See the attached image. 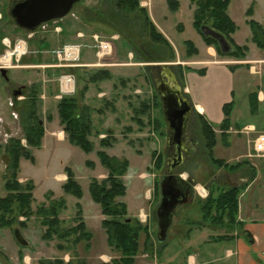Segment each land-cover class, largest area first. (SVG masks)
Masks as SVG:
<instances>
[{"label": "rangeland", "instance_id": "374dc122", "mask_svg": "<svg viewBox=\"0 0 264 264\" xmlns=\"http://www.w3.org/2000/svg\"><path fill=\"white\" fill-rule=\"evenodd\" d=\"M252 1L230 0L229 12L238 27L236 38L240 42L248 39L250 34V29L245 24V12ZM79 2L63 19L42 24L45 29L36 28L33 30V38L29 39V32L19 28L11 17L10 12L16 4L15 1L0 0L1 35L9 38L11 42L17 39L27 41L30 51L25 58L35 61L27 63H37L41 66L55 64L50 53L53 50L50 49L60 48L64 43L91 44L88 38L79 40L77 38V41L72 39L75 32H82L84 35L97 33L104 37H117V41H113L114 55L108 62H105L106 66L72 71L76 80V95L78 92H83L84 87H87L84 99L80 103L91 109L92 134L89 136V140L94 144V151L85 154L79 148L69 145L66 143L65 134L63 135L65 142L61 136L60 142L56 141L57 137L54 133L59 130L55 128L56 130L51 131L54 132L51 137H45L44 149L37 151L32 148V156L36 160L34 165L25 159L21 161V169L19 166L20 173H18L19 182L24 184L33 179L35 184L32 191V214L27 217L18 215L15 206L8 214V218L12 219V224L0 227V264H25L24 253L31 256L30 259L26 258V264H102V261H107V264H114L113 262L117 261L118 264H121L119 262L120 254L107 244V236L106 244L104 243L106 233L101 228L103 216L99 206L91 200L89 194V184L92 179L100 182L107 177L108 171L102 167L96 155V151L102 150L99 140L110 131L106 132L107 126L112 129L109 135L111 136L109 137L111 146L105 149V152L109 156L126 159L128 162L127 171L121 178L126 185V194L118 201L126 204L127 216L130 219L140 221L139 215L142 213L145 220H141L140 223L148 229L147 232H141L139 235L138 254L135 256L133 264H235L234 259L220 260L221 262L216 259L220 253L221 255L225 253L224 248L231 247L232 242L228 241V238H236L240 235L245 237L239 225V218L245 217V208L257 204V216L264 217V159L253 156L252 150L253 140L261 133L257 123L259 116L250 114L248 105L238 97L236 100L238 112L234 114L233 119L237 120V125L240 128L247 124H253L257 128L255 132L246 133L244 129H237L236 126L231 128L230 126L225 131L220 130L215 118L212 119L208 114H205L204 120L192 109L194 117L187 125L185 137L182 140L189 146L190 152L188 155H181L184 162L178 166L175 173L188 184V202L177 208L172 214L164 240L158 241V221L155 211L161 201L160 184L169 170L171 157L175 158V156L172 155L174 149L169 148V132L154 81L158 79L161 68L170 67L167 63L177 62L176 54L181 63L183 61L184 63L195 62L202 58L188 57L186 46L182 43L184 40H192L200 45L199 38L201 36L192 26L194 7L192 6V9L189 6L188 11L187 3L189 1L183 0L180 15H178L169 11L165 0H153L151 4L156 11V24L154 25L152 20H149L156 31L166 40V42H157L150 37L148 21L139 12L118 10L115 0H81ZM257 2L256 15L253 19L260 21L264 14V0H257ZM164 16L166 19L162 21ZM179 23L184 28L183 32L178 27ZM56 25L63 28L64 32L56 34L50 31ZM44 44H46V48H44ZM246 45L253 46L250 42ZM0 46L2 47V49L0 47L1 53L4 46L2 43ZM207 47L215 50L217 60L224 61L223 63L227 64L228 69L234 66L243 68L244 74L251 75L254 78L252 82L256 86L260 85V77L264 74L261 64L252 60V63L244 65L242 64L244 62H236L227 56L219 55L213 46ZM43 48L49 49V54L34 53ZM255 51L259 52V49ZM253 57L257 56H251V59ZM113 61L116 64L121 62L124 66H113ZM96 62L98 59L95 57L94 49L84 47L80 49V63ZM21 64L19 62L17 67ZM171 67L175 69H172L173 72L180 74L174 65ZM200 68H202L201 65H184L183 72L187 74L185 81L193 91L192 95H196V89H201L202 92L200 91L201 94H198V97L204 105L210 108H213V98L217 99L219 92L217 106L222 113L220 107L226 97L225 92L219 91L222 83L217 84L210 78L204 82V85H202L203 80H200L201 86L199 87L197 83L191 81L196 78L191 72ZM66 69L11 68L7 69L9 81L6 82L0 77V117L4 122L0 123V128L6 134L5 138L0 136L1 148L8 144L10 138H23L21 117L19 116L21 114L10 105L13 93L18 90L25 91L34 86L39 96L43 94L46 97L51 96L56 92L58 75L68 73L65 71ZM97 70H105L107 78L96 82L90 81V75H93ZM172 70H170L171 74ZM181 77L180 82L182 83V72ZM181 83L180 85H182ZM263 83L264 81L262 85ZM249 87V90H255L254 85H249ZM99 94L103 95L99 96ZM86 95L88 97L85 100ZM22 99V96L17 97L18 101ZM39 100L46 104L39 106L37 103V115L49 130L50 126H56L55 106L54 103L52 105L48 103V99L40 98ZM52 101L55 102L57 99H52ZM154 101L157 105L153 104ZM51 119L53 120L51 121ZM204 121L212 128L216 139V145L211 152L206 148L202 125ZM4 155L5 153L1 149L0 198L6 195L4 189L6 158ZM212 158L223 161V165L214 164ZM158 160L160 162L157 166ZM86 161L92 162L93 165L86 166ZM236 164L241 166L237 169L230 168ZM65 165L75 173V179L82 188L80 200L64 194L61 189L62 185L58 178H61L59 174L65 171ZM23 177L30 179L25 181L22 180ZM254 179V184H249ZM249 185L251 187H248ZM230 188H237L239 192L238 213L234 222L231 223L228 219L222 222H215L212 219L203 221L201 210L206 201L210 197L216 198L222 191ZM50 193L52 194L49 195ZM60 197L66 201V210L62 211L58 217L60 233L65 234L69 229L75 227L78 217L81 216L82 219L86 217V222L90 227L88 230L85 226L86 232L90 234L88 241L82 240L75 244L74 240L78 238V234H70L64 239L53 234L50 239H43L47 227L42 225L43 217L38 216L36 211L40 206L47 207L51 200ZM77 204L80 205V209L76 207ZM78 211L81 213L78 214ZM221 241L223 243H220ZM19 251H22V254L17 253ZM58 251H60V255L57 253ZM102 252L108 253V257H103L101 260L94 257V253ZM64 253H68L70 258L67 263L62 260ZM191 257L196 259L191 260L190 263L189 258Z\"/></svg>", "mask_w": 264, "mask_h": 264}, {"label": "trees", "instance_id": "16d2710c", "mask_svg": "<svg viewBox=\"0 0 264 264\" xmlns=\"http://www.w3.org/2000/svg\"><path fill=\"white\" fill-rule=\"evenodd\" d=\"M118 10H127L128 12H139L148 21L147 26L149 29L150 37L157 42H166V40L159 34L155 27L150 23V18L146 8H142L140 0H115ZM180 0H166L167 7L171 13H175L179 9ZM190 4L194 7L193 10V28L199 33L203 42L207 46L216 48L217 53L222 56H227L235 61H245L248 53V47L238 46L232 39V35L236 32L237 26L228 15V7L230 0H189ZM252 15V8L246 12L249 18ZM246 24L251 30L250 42H252L258 49H264V26L258 22L248 19ZM208 28L216 34L222 36L229 46L228 53H222L220 50L219 42L216 38L209 34H205L203 29ZM3 36L0 32V43ZM187 49V56L191 57L197 54V50L190 41L184 42ZM1 47V46H0ZM2 49V47H1ZM4 50V47H3ZM2 53V51H1ZM0 53V54H1ZM238 66L230 67V71H234ZM75 69H87L86 67L67 68L65 71L72 73ZM61 75V74H59ZM58 75V76H59ZM105 70H97L93 75H90V81L96 82L107 78ZM180 78L181 73H180ZM87 87L83 88V92H78L72 96H64L57 101V114L59 125L65 134L67 142L74 147L79 148L83 153L90 154L94 151V144L89 140L91 136V122H90V108L85 104L80 103L84 99V92ZM22 100L18 101L17 97L14 98L13 108L18 110L21 115L20 122L23 130V139L26 141L24 147L20 139L10 138L8 144L3 146L6 158V172L4 175V189L6 195L0 198V227L10 226L12 219L8 218V214L12 212L14 207L18 215L21 214L25 217L32 214L31 203L33 201L32 191L34 184L32 181H27L22 184L19 182V166L20 160L25 159L34 163L31 149H39L42 144L44 135L43 122L37 115V103L40 106L39 94L36 87L31 86L25 91L20 90ZM256 94L249 95L250 111L254 112ZM156 104V101L153 103ZM157 105V104H156ZM232 102L226 103L222 107L223 120L221 121L220 130H228L231 126V111ZM201 118V117H200ZM49 119V117L47 118ZM203 134L205 137L206 148L212 151L216 145L214 132L207 122H203ZM110 131L105 134V137L99 140V146L102 150L96 151V155L102 167L108 173L107 177L102 181L92 179L89 184V194L91 200L100 208L101 215L104 219L101 222L102 228L105 230L107 236V244L120 254L119 262L121 264H133L135 256L138 254L139 249V235L141 232H147L146 226L141 225L137 219H130L127 216V206L124 202H119L126 194V185L121 180L125 175L128 162L126 159H118L109 156L105 149L110 148ZM209 152V153H210ZM160 160L157 162L159 165ZM212 162L218 166L223 165V161L213 159ZM86 166L91 167L92 162L86 161ZM240 164L231 166V169H237ZM66 180L62 184L61 189L64 194L72 196L78 200L82 198V188L76 181L71 168H65ZM238 189L230 188L222 191L216 198L210 197L201 212L203 213L202 220L207 219L215 220V222H222L225 219L234 222L238 213ZM50 193L49 195H51ZM48 198V195H46ZM80 209V205H76ZM66 210V201L60 197L56 200H51L49 206H40L36 211L38 216L43 217L42 225L47 227L43 239H50L53 234L60 239L68 237L70 234H78L74 243H79L82 240L90 239V234L86 232V227L82 217H78V223L75 227L69 229L65 234H61L59 227L58 217L62 211ZM80 214L81 211H78ZM211 215V216H210ZM224 238V237H221ZM146 239L148 237L146 236ZM118 264L117 261L113 262Z\"/></svg>", "mask_w": 264, "mask_h": 264}, {"label": "crops", "instance_id": "0c3cea01", "mask_svg": "<svg viewBox=\"0 0 264 264\" xmlns=\"http://www.w3.org/2000/svg\"><path fill=\"white\" fill-rule=\"evenodd\" d=\"M182 1L183 0H180V2H179L180 3V9L178 10V12H175V14L180 15ZM152 2H153V0H140L141 6L147 9L148 15H149L150 19L152 20V22L154 23V25H155L156 24L155 23L156 22L155 21V13H156V11H154V7H152V4H151ZM257 4H258L257 0H253L251 2L250 6L247 8V10L249 8H252V15L248 18L246 16V12H247V10H246V12H245V17H246L245 24H246V21L248 19L254 20L253 18L256 15L255 7L257 6ZM189 6L193 9L192 5L189 2V3H187V10L188 11H189ZM229 6H230V4H229ZM228 15L232 19V21L235 23L234 19L230 15L229 7H228ZM165 19H166V17L164 16L162 21H164ZM254 21H256L259 24H262L264 26V14H262L260 21H257L256 19ZM192 23H193V21H192ZM235 25H236V23H235ZM246 26L249 28V26L247 24H246ZM178 27H180V31L183 32L184 28L181 25V23H179ZM50 31L54 32L53 30H50ZM63 32H64V30H63V28H61V32L60 33H56V34H61ZM237 32H238V27H237L236 32L231 37H232L233 41L238 46H244V45H246V43L250 42L251 30H250V34H249L248 39L246 38L243 42L242 41L240 42L239 39L236 38ZM77 33H79V32H75L74 36L72 38V39H76V41H77ZM80 33H82V32H80ZM89 36L90 35H84V38L85 39H87V38L89 39ZM4 39L10 40L9 38L3 36L1 38V43H2V41ZM199 39H200L199 40L200 45H198L195 41H192V40H184L182 43L184 44L185 41H190L194 45L195 49L197 50V54L193 55L191 57H195V58L196 57H202V58H200L199 60H195V62L184 63V61H183L181 63V61L178 59V55L176 54L177 62H175V63H173V62L167 63L168 66L170 65V67H169L170 70L173 69L171 66L174 65L179 73H181V72L183 73L182 83L180 82L181 81V79L179 77L180 74L178 75L175 71H174L175 73L173 72V70H175V69L172 70V74H171L172 79L174 81V84L171 83L170 79L169 80L167 79L166 81H163V82L167 83L170 87H172V85H173V87H179L180 92L182 91V93L187 97V99L189 100V102L193 106L192 108L195 111V113H197L199 116H201L203 118H204L205 114H208L212 119L215 118V121H216L217 125H220V123L223 120L224 116H223V112L221 113L219 111V106H217L218 105V101H219V96H218L219 92L217 94V99H216V97L213 98V108H210V107H207L206 105H204V103H202L200 97H198L201 94V92H202L201 89H196L195 90L196 95H192L193 91L188 87V85H187V83L185 81L186 78H187V74H186V72H183L184 65H188V66H189V64L201 65L202 68L198 69L199 71L198 70H194V71L191 72L192 75L196 76V78H194L191 81H194L195 83H197L199 85V87L201 86L200 80L201 81L203 80L202 85H204V82L208 81L210 78L214 82H216L217 84L222 83V86L219 89V91L221 90L222 92H225L226 97L222 101V104H221L220 108L222 109L224 104L232 102L233 107H232L231 117H230L231 128H233L235 126H236L237 129H246V128H254V129H256L257 128L253 124H247L244 127L240 128L237 125V123H238L237 120L233 119L234 114L238 112V110H237L238 108H237V104H236V100L238 99V97H239V99H242L243 101H245V103L250 108L249 95L255 93L256 94V101H257V102H255L256 109H255L254 112L251 113V111H250L249 113L252 114V115L254 114L253 116H259V119H258L257 123H258V126H260L261 133H264V83L262 85V82L264 81V74H263V76L260 77L261 78L260 85L256 86L252 82L253 81L252 79H254V78L251 75L244 74V72H243L244 69L243 68H237L234 72L230 71L228 69V67H227V64L223 63L224 61L217 60L215 50L213 48H211V47H207L205 45V43L203 42V40L201 39V37ZM78 40H79V38H78ZM170 43L173 46V43L171 41H170ZM250 43L253 44L252 42H250ZM64 44H68V43H64ZM44 45H45L44 48H46V44H44ZM27 46H28V50L30 51L28 43H27ZM253 46H251V45L247 46L248 47V53H247V58H246L245 61H236V62H244L242 64L246 65V64L252 63V60H254L255 62L261 64V68L264 69V49L263 50L259 49V52H256L255 50L258 49V48L254 44H253ZM58 48L59 47H57L55 49H58ZM43 49L41 51H39V52L38 51L37 52L36 51L35 52L31 51V52L32 53L34 52L35 54H49L50 50H55V49H50V50L49 49H44L43 50ZM253 51H254L255 54L253 53ZM113 55H114V51H113ZM251 56H257V57H253V59H251ZM129 58H131V57H129ZM28 61L29 62H35L33 59L28 60L27 57L25 58V56H24V57H22V59L20 61L22 64L20 66H18V67H15V68L16 69H29V68H32V67H41V68L49 67L51 69H54L53 67H50L51 65H54V64L41 66V65H39L37 63L36 64L27 63ZM54 62L56 64L55 59H54ZM97 63L98 62L91 63V64H84V65H87V66H85L86 68H95V67H99L97 65ZM112 63H113L112 64L113 66L114 65H119V66L123 65L124 66V64H121V62H117L118 64H116L113 61ZM80 64H82V63H80ZM32 65H35V66H32ZM7 74H8V70H7ZM235 82H236V85H235ZM75 83H76V80H75ZM180 83L182 85H180ZM249 85H254L255 90H249V88H250ZM224 87H226V88L223 89ZM57 91H58V87L56 89L55 94H53L51 96L48 95V97H46L44 94L39 96V99L40 98L41 99H48L47 102L50 103L51 105H52V103H54L53 104L55 106L54 112H55V115H57V118L55 119L56 120V126L55 125L54 126H50L49 130L46 127L47 125H45L43 123L44 135H43V138H42L41 148L34 149V150L40 151V150L44 149V146H45V142H44L45 140L44 139H45L46 136H50L51 137V134L54 133V132H51L53 130H56V129L59 130L57 133H54V135L57 137L56 141L60 142V136H61L62 140L64 139V137H63L64 132L62 131V128L59 125V119H58V114H57V109H56L58 99L55 102L52 101V99L56 100L55 96L57 95ZM101 95H103V94H101ZM101 95L99 94V96H101ZM19 96H20V94H19ZM87 97L88 96L86 95L85 96V100L87 99ZM215 99H216V101H215ZM40 103L43 105L45 102L40 101ZM13 104H14V97H13V99L10 100V105L12 107H13ZM238 119H239V117H238ZM52 120L53 119H51V121ZM204 120H205V118H204ZM0 123H4L1 117H0ZM108 130L112 131V129L109 126L106 127V132ZM66 143H68L67 140H66ZM32 151L33 150L31 149V153H32ZM261 159H264V158H261ZM22 160H24V159H21L20 163H21ZM35 163H36V160H35V157H34V163H31V164L34 165ZM65 168H67V165L64 166V170H65ZM20 169H21V166H20ZM74 175H75V173H74ZM59 176L61 178H58V179L60 180L61 185H62L64 183V181L66 180L65 172H62L61 174H59ZM28 179H30V178H27V177H23L22 178V180H25V181L28 180ZM180 179L184 180L182 177H180ZM30 180L34 184L33 179H30ZM254 182H255V179L252 180L249 184L253 185ZM251 185H249L248 187H251ZM257 211H258V205L257 204H254L252 207L250 206L248 208H245V217H243V219L239 218V225L241 226V230L244 232L246 238L244 237V235L243 236L240 235V236H238L236 238H228L227 240L232 242L231 243V247L224 248V252L225 253L222 254V255L220 253V255H218L216 260L221 262L220 260L234 259L235 264H264V217H258L257 216ZM103 219H104V217L101 219V222H102ZM83 220H84V223H85V226L87 227V229L90 230V227H89V225L86 222V217H83ZM102 231H104L103 228H102ZM104 240H105L104 243L106 244V235H105V239ZM220 243H223V241H221ZM17 253H21L22 254V251H19ZM57 253L60 255V251H58ZM94 254H95L94 257H97V259H100V260L103 259V257H108V255H107L108 253L106 254V253L102 252V253H97V254L94 253ZM23 255H24L23 256V261L25 260L24 263L26 264L27 263L26 262V258L30 259L31 256L27 255L26 253H24ZM214 258H215V256H214ZM69 259L70 258H69L68 253H64V255H62V260L65 263H67L69 261ZM194 259H196V258L195 257L189 258V262L191 263V260H194ZM101 263L102 264H107V261H102Z\"/></svg>", "mask_w": 264, "mask_h": 264}, {"label": "water", "instance_id": "95a60500", "mask_svg": "<svg viewBox=\"0 0 264 264\" xmlns=\"http://www.w3.org/2000/svg\"><path fill=\"white\" fill-rule=\"evenodd\" d=\"M81 0H25L24 2L16 3L10 14L11 17L14 19L16 25L24 29L28 32H32L42 24L54 20H61L64 17H66L69 12L71 11L72 7ZM205 34H209L212 37L216 38L219 42L220 50L222 53H228L229 52V46L226 43L225 39L220 36L219 34H216L214 31L204 28L203 29ZM0 76L7 82L9 81L7 77V69L0 68ZM171 83L174 84L173 79H170ZM164 85L167 88V92L169 96L172 98V105L170 104L171 101H169L167 95L159 93L162 101V110L164 114V119L167 122L168 125V131H169V138L172 139L174 142V146L178 148L181 144L182 137L185 135L186 127H187V116L190 108L187 106V102H184V99L181 97V92L179 87H170L167 83H164ZM20 91H16L13 93V97L19 96ZM180 103L183 102L187 106V108L184 110H179ZM177 106L179 107L177 109ZM170 109L172 111H170ZM173 119V122H171L170 118ZM176 122V123H175ZM181 163V158L178 159V165ZM177 178V176H174L172 174V171L169 172L168 176L164 178L161 182V202H160V208L164 211H167V215L163 219V223H160L158 225V234H157V240L163 241L165 238V234L167 231L168 226L171 222V212H173L178 205H184L187 202V193L180 194L179 200L180 202L176 205L172 203V201L169 200L167 197V190H166V180H173ZM179 182H184L179 177Z\"/></svg>", "mask_w": 264, "mask_h": 264}, {"label": "built area", "instance_id": "2783aa9c", "mask_svg": "<svg viewBox=\"0 0 264 264\" xmlns=\"http://www.w3.org/2000/svg\"><path fill=\"white\" fill-rule=\"evenodd\" d=\"M38 28H44L42 25ZM55 33L61 32V27L56 25L53 27ZM33 33L29 32L28 38H33ZM77 38H84V34L77 33ZM89 39L91 44L88 43H68L62 45L60 48L51 51V55L54 57L56 64L51 65L53 68H77L85 67L87 65L80 64V49L81 48H90L95 50V57L98 59L97 65L99 67L106 66L105 62H108L113 56V41H117V37L110 36L104 37L100 34L93 33L90 34ZM4 45V50L0 54V58L3 57V60H0V68L11 69L17 67V64L21 61L22 57L26 56L29 52L27 41L23 39H17L14 42L4 39L2 41ZM131 56V55H130ZM57 87L58 94L56 99H61L64 96H70L75 93L76 83L75 76L72 73H63L57 77ZM246 133L255 132L254 128L244 129ZM2 133V134H1ZM0 136L6 137V134L1 131ZM8 139V137H7ZM21 144L26 147L25 139H20ZM252 150L255 157L264 158V133H259L256 138L253 140ZM143 217V218H142ZM145 216L141 213L139 215L140 221H144Z\"/></svg>", "mask_w": 264, "mask_h": 264}, {"label": "flooded vegetation", "instance_id": "af4514ba", "mask_svg": "<svg viewBox=\"0 0 264 264\" xmlns=\"http://www.w3.org/2000/svg\"><path fill=\"white\" fill-rule=\"evenodd\" d=\"M15 1V3H20V2H24L25 0H14ZM80 3V2H79ZM170 73V68H161V70H160V72H159V77H158V79L157 80H155L154 82V86H155V88H156V91H157V93H158V96H159V99L161 100V97H160V95H159V93H162V94H165V95H167V97H168V99H169V101H171V105H172V98L169 96V94L168 93H166L168 90H167V88H166V86L164 85V83L165 82H163V81H166L167 79L169 80V79H171L172 78V76H171V73ZM181 97L184 99V102L186 101L187 102V106L190 108V110H189V112H188V116H187V125L189 124V122L193 119V117H194V115H193V108H192V105H191V103L189 102V100L187 99V97L182 93V91H181ZM177 105L180 107H178L177 106V109L179 108V110H185L186 108H187V106L185 105V104H183V102L182 103H180V105L178 104V101H177ZM173 106V105H172ZM161 107H162V101H161ZM170 111H172L171 109H170ZM164 115V114H163ZM170 118V117H169ZM165 120V119H164ZM170 120H171V122H173V119L172 118H170ZM166 122V121H165ZM176 123V122H175ZM166 124H167V122H166ZM168 125H169V123L167 124V128H168ZM169 132V131H168ZM186 133V132H185ZM185 137V135L182 137V140H183V138ZM169 140H170V142H169V148L171 147L172 149H174V153L172 154V155H174L175 156V158L174 157H171V164L169 165V170L167 171V173L165 174V176H164V178H166L167 176H168V174H169V172L170 171H172V174L174 175V176H177V175H175V173H176V171H177V168H178V166H180V165H182V162H184L183 161V158H182V154L183 155H188L189 154V152H190V148H189V146L185 143H183L182 141H181V144H180V146L178 147V148H176L175 146H174V142L172 141V139L171 138H169ZM190 143H192L191 141H190ZM179 157L181 158V163L178 165V159H179ZM179 176H177V178H178ZM163 178V179H164ZM177 178H175V179H173V180H166V190H167V197L169 198V200L170 201H172V203H174L175 205L177 204V203H179L180 201L179 200H181V199H179V196H180V194H185V193H187V202H188V196H189V192H188V184H186V182H179L178 180L179 179H177ZM161 202V201H160ZM187 202H186V204H187ZM185 205V204H184ZM184 205H178V206H176V208H175V210L173 211V212H171V215H170V217H172V214H174L175 213V211L177 210V208H180V207H182V206H184ZM159 207H160V204L158 205V207L156 208V211H155V216L157 217V221H158V225L160 224V223H163L162 221H163V219L165 218V216L167 215V211L165 210L164 211V209L162 210V208H160L159 209ZM169 227V226H168Z\"/></svg>", "mask_w": 264, "mask_h": 264}, {"label": "bare ground", "instance_id": "6f19581e", "mask_svg": "<svg viewBox=\"0 0 264 264\" xmlns=\"http://www.w3.org/2000/svg\"><path fill=\"white\" fill-rule=\"evenodd\" d=\"M0 60H3V57H1Z\"/></svg>", "mask_w": 264, "mask_h": 264}]
</instances>
